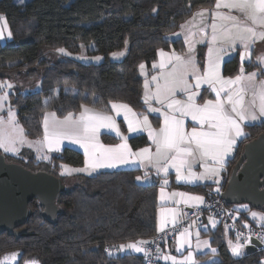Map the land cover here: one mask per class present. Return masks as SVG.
Instances as JSON below:
<instances>
[{
    "label": "trees",
    "instance_id": "1",
    "mask_svg": "<svg viewBox=\"0 0 264 264\" xmlns=\"http://www.w3.org/2000/svg\"><path fill=\"white\" fill-rule=\"evenodd\" d=\"M215 1L0 0V14L12 32L11 39L0 41V78L30 80L28 89L16 87L9 94L25 135L38 138L43 134L42 118L47 110L64 116L85 105L107 112L110 101H121L137 113L143 112L138 65L150 62L158 49L183 50L182 38L173 34L198 8L211 7ZM60 47L89 57L99 54L103 59L82 62L71 57L47 56V51ZM114 51L124 53L120 59H111L109 54ZM199 57L202 59V53ZM225 60L228 62L223 63V73L236 75L241 67L238 53L230 61ZM244 68L252 70L255 64L245 63ZM263 131L261 121L245 126L247 136L238 141L225 164L222 189L243 143ZM100 138L105 143L118 141L116 136L106 133L100 134ZM128 141L133 148L148 143L142 134L131 136ZM5 155L7 160L31 170H46L60 176L65 186L55 197V221L43 217V206L33 197L27 204L25 222L16 227H24L27 234L16 237L2 230L0 253L18 251L22 253L21 259H36L39 264H144L142 255L128 251L109 255L104 247L152 237L157 228L158 180L139 182L138 168L61 175L63 164L83 165L82 152L68 146L52 154L50 160H36L28 148L17 156ZM210 186L211 183H197L177 187L209 197L216 194ZM249 209L253 208L247 205L240 212L241 218L258 225L248 217ZM260 209L264 213V207ZM221 229L218 226L211 233L218 259L210 264H262L263 248L233 256L222 239Z\"/></svg>",
    "mask_w": 264,
    "mask_h": 264
},
{
    "label": "snow or ice",
    "instance_id": "2",
    "mask_svg": "<svg viewBox=\"0 0 264 264\" xmlns=\"http://www.w3.org/2000/svg\"><path fill=\"white\" fill-rule=\"evenodd\" d=\"M22 2V0H20ZM226 9L227 11H222ZM155 11V9H153ZM209 13L211 23H208ZM236 13V14H233ZM199 17V24L194 25L193 21ZM0 40L12 38V32L8 31L7 36L3 31L7 22L0 16ZM193 21L182 24L181 30L184 42L188 45L187 52L177 54L174 50L165 53L160 50V61L153 64V68H159V76L153 75L151 81L147 79L145 66L139 67L145 75L144 103L147 105L148 113H155L163 117V125L156 130L152 127L148 115L137 114L127 104L112 103L111 108L116 116L123 115L127 123V131L133 137L147 131L148 138L155 146V152L150 147H144L133 151L128 140L129 136L124 135L116 123L114 116L107 114L104 110L95 107L81 105L82 111L78 117L69 112L63 119H58L55 113H44L43 127L44 135L42 140L37 142L28 141L24 135V129L16 119V113L9 105L7 108V119L0 115V148L5 152L18 153L19 146L28 144L36 146L40 159L50 160L48 153L60 151L64 142L75 144L83 149L85 161L82 168H69L61 165L62 174L72 172H94L101 168H115L118 166L137 165L147 167L152 164L157 173L168 174L169 169H175L177 181L185 183H196L203 180H214L219 184L220 171L224 169L226 157L231 156L236 148L237 141L246 137L244 131L246 124L260 120L264 123V80L257 81V76L264 74V68L259 72L245 74L244 62H250L251 49L257 41L264 42V0H216L212 9H201L193 14ZM193 27L197 30L193 31ZM187 29V30H185ZM210 29V32L208 31ZM173 35L180 36L181 33ZM199 39H195V37ZM207 41V57L204 63L203 72L196 60V43L203 44ZM242 46L244 51L240 53L241 67L239 73L234 77L221 75V64L227 63L232 58L237 45ZM83 47V45H81ZM60 54L71 55L66 49L56 50ZM117 55V54H113ZM118 55H123L119 53ZM84 59V57H80ZM97 61L102 58L93 57ZM258 64L264 65V56L257 58ZM171 66V71H166V66ZM195 84L189 83V77ZM163 79V83L160 80ZM155 83V91H152L150 84ZM206 84L205 92L215 94L214 99H207L202 104L197 103V97L201 95L199 89ZM13 85L7 82H0V90L12 89ZM195 89V90H193ZM183 94L186 99H176L177 93ZM9 93L3 91L0 94V111H3L8 101ZM246 96H250L246 99ZM155 100L160 107H153ZM142 116V119L139 118ZM184 117H191L196 126L191 131L185 130ZM107 134H115L120 138L121 143L114 146H105L100 143L101 130ZM199 162L203 171L199 174L192 171L193 165ZM187 169V175L184 170ZM137 180L148 179L147 172L144 177H136ZM168 183L167 179L163 184ZM219 191V188L216 189ZM161 201H167L173 197H180L175 202L188 204L190 201L196 204L203 203V197L189 196L187 193L174 192L165 194L164 187H161ZM246 208L247 206H242ZM177 215L181 213L173 208H161V218L158 231L163 232L169 223V217L173 224ZM251 216L264 227V214L252 212ZM211 219V218H210ZM213 226H215L213 222ZM227 227V226H226ZM244 227H248L247 224ZM188 233L184 229L180 233V249L187 243L189 251L187 256L178 260L175 256L161 254L162 259L171 261L172 264H198L194 259L191 245L187 239H183ZM243 233L238 232L236 243L229 240L231 252L234 256L243 255L246 244H251V234L245 237V243H240ZM197 250L201 247H210L208 241L199 240V231L196 233ZM257 239L264 241V231L257 234ZM150 242L140 240L133 243L113 245L106 249L109 255L113 252H125L132 250L136 253H143L148 257L150 250L145 246ZM157 253H160L157 247ZM211 252H216L211 248ZM22 253L12 252L0 258V264H19L18 257ZM24 264H39L36 259L27 260ZM264 264V261H262Z\"/></svg>",
    "mask_w": 264,
    "mask_h": 264
},
{
    "label": "crops",
    "instance_id": "3",
    "mask_svg": "<svg viewBox=\"0 0 264 264\" xmlns=\"http://www.w3.org/2000/svg\"><path fill=\"white\" fill-rule=\"evenodd\" d=\"M215 3H216V1H215ZM215 3L211 7H201V8H198L194 13H196L197 11H200L201 9H212V8H214ZM222 11H227V10L226 9H222ZM193 14L189 18H187L182 24H185L187 21H193ZM233 14H236V13H233ZM199 20H200V18L199 17H196V19L193 21V24L194 25H198L199 24ZM208 23L209 24L211 23V15H210V13H209V18H208ZM185 30H187V29H185ZM192 30L193 31H196L197 29L195 27H193ZM208 31L210 32V29ZM176 33H181L180 37L182 38L183 43H184L183 50H177V49H173V48L162 49L165 53H171L173 50L177 54H184V53L187 52L188 45L184 42V37H183V33H182V30H181V27L178 29V31ZM195 39H199V37L197 36V37H195ZM207 47H208L207 46V41H205L203 44L196 43V45H195V49H196V52H195L196 60H197L199 66L201 68V72H203L204 63H205L206 57H207ZM160 50L161 49H158L156 51L155 56L153 57L152 60H150V62L144 63L145 66H146V68L144 69V71L147 73V79L149 81H151V77L153 75L159 76V74H160V71L161 70L158 67L155 68V69L153 68V64L154 63H158L160 61V59H161V57H160ZM242 51H244V49L242 48V46H240L238 44L236 46L235 51L234 52H231V56H233L235 53H238V58H239L240 64H241L240 53ZM199 53H202V59H200ZM81 54H83V53H81ZM260 56H264V42L257 41L255 43V45H253V47L251 49V57H250V63H254L255 64V68L252 69V70H246L244 68L245 69V74L251 73V72H259L261 68H264V65L258 64L257 58L260 57ZM227 58L228 57L225 56V59H227ZM245 63H249V61L246 60L244 62V64ZM141 64H143V62ZM165 70L166 71H171V66L170 65L169 66H166V69ZM238 73H239V71H238ZM221 75L224 76V77H234L235 76V75L234 76H229V75H225L223 73V63L221 64ZM140 76L142 78L141 90H142V97H143V100H144V92H145L144 83H145V77L142 76V72L140 73ZM256 79H257V81L264 80V74L258 75ZM160 82L163 83V79H161ZM189 83L190 84H193V85L195 84V81L191 78V76L189 77ZM150 88L152 89V91H155V83L154 82L152 84H150ZM206 88H208V86L206 84H202L201 85V87L199 89L201 95L197 97V103L202 104L207 99H214L215 98V94L214 93H210V92H207V93H209V95H206L205 96V93H203V91ZM193 90H195V89H193ZM249 98H250V96H246V99H249ZM176 99H178V100H185L186 97L183 94H180L178 92L177 95H176ZM112 103H123V104H127V103L121 102V101H110L109 102V111H107V114L114 116L115 119H116V123H117V125L120 128V131L124 135H127V136L131 137L132 134H129L128 131H127V123L124 121L123 115L116 116L115 111L112 110V108H111V104ZM128 106L133 110V108L130 105H128ZM152 106L153 107H160V105L155 100H153ZM146 109H147V105L145 104L144 111L141 112V113H143L145 115H148V118H149V121H150L152 127L154 129H156V130H159V128L163 125V117L162 116H158V114H155V113H148L146 111ZM81 111H82V108L78 112H74L73 113V116L74 117H78ZM133 111L136 112L135 110H133ZM141 113H137V114H141ZM60 117L62 118L64 116H60ZM139 118L142 119V116H140ZM119 121H121V123L123 124L124 130L121 129V125H120ZM258 121H260V120H257L255 122H258ZM184 122H185V130L186 131H191V128L193 126H196L195 125V122H193L191 120V117H184ZM255 122H253V123H255ZM246 125H248V124H246ZM245 126H244V131H245ZM102 133H106V131L102 129L100 134H102ZM43 135H44V127H43V134L40 137L35 138V140H38V139L39 140H42ZM111 135L116 136L114 133L111 134ZM142 135H145L147 137L148 143L146 145L133 148L130 145L129 141H128L130 147L132 148L133 151H138L139 149L144 148V147H150L151 148V151L154 153L155 152V146L152 144V141L148 138L147 131H144L142 133ZM117 138H118V141L115 142V143H105V142H103L101 140V138L99 136L100 143L101 144H104L105 146H114L116 144L121 143L120 138L119 137H117ZM242 138H240V139H242ZM238 141H237V143H238ZM26 146L28 147V149H31V151H33L34 156L36 157V160H41L39 158V154L36 151L35 144L32 147H29V145H26ZM65 146L73 147V148L78 149V150H80L82 152V154H83V165L80 166V167H76V168H82V167H84L85 156H84L83 149L80 146H78V145L70 144L68 142H64V143L61 144L60 150L63 149ZM56 152H58V151L50 152V153H48V155L51 156L52 154H54ZM232 154H231V156H232ZM231 156L226 157V162H227V160ZM132 168H138L140 170V174L138 175L139 177H144L145 173L147 172L148 179H146V180L145 179L139 180V182H141V183H150V182H152L154 180H158V181H161L162 182V185H158V188H157V201H158L159 207L157 209V228H156L155 231H157L158 228H159L160 218H161V208H173V209H177L181 213V215H177L176 222L175 223H180L183 220L182 212H183V210L185 208L191 207V206H197V205L200 206V205H203V203L205 201V196L203 194L197 193V192H193V191L185 190V189H183L181 187H177L178 185H194V184H197V183H201V184L211 183V186L210 187H211L213 193H219L222 190V188H221L222 187V183H223V181L225 179V176H226L225 167H224V169H222L220 171V175L218 177L219 184L215 183L214 180H203V181H198L196 183H185L183 181H177L175 169H171L170 168L168 174L165 175V173H163V172L157 173L156 168L152 164H149L147 167H141V166H137V165H128V166H118V167H115V168H101V169H97V170H117V169H132ZM192 171L193 172H196L197 174H199V173H201L203 171V168H202V166H200L199 162H197L196 164L193 165ZM184 174L185 175L188 174L187 173V169L184 170ZM63 175H65V174H63ZM68 175L69 174H67L66 176H68ZM165 179H167V181H168V183L166 185L163 184V181ZM162 186L164 187L165 194L170 195L171 193H174V192L187 193L189 196H199V197H203V203L196 204L195 202L190 201L188 204H184L181 201V203L177 204L175 201L176 200H179L180 197H173L170 200L161 201V199H160V195H161L160 190H161V187ZM217 188H219V191H216ZM244 205L247 206V204H240L239 205L242 208V210L243 209H247V207L246 208L242 207ZM253 209H256V208H253ZM250 210L251 209L248 210L247 215H248L249 218L253 219V217L249 213ZM255 211H258L259 213L263 214V212L261 211V209H257ZM169 221L172 222L171 221V217H169ZM254 221L255 222H258L257 220H254ZM213 222H214L215 226H213ZM218 226H221V228H222L221 229V231H222V234H221L222 239H223L224 243L227 245L230 253L232 254L231 247L229 245V240H231L233 243H236V236H234V235L231 234V232L228 229V226H227L226 222L220 221V220L214 218L213 216L207 215L206 216V219H205V221L203 223L196 224L193 220H190L183 227L182 230L177 231L174 234L173 239L169 242V251H166V249L161 248V250H160V257H161V254H164V255L175 256L178 260H182L185 256H187L188 251H189V245L187 243L180 249V251H177L176 249L179 247V239H182L180 237V233L183 232L184 229H188V233H190V235H186V237H184L183 239H187L189 241V243L191 245V251L193 252V255H194V259L198 262V264H210V263L216 261L218 259V248L212 242L211 233H213L215 231V229L218 228ZM197 231H199V240H200L201 244H202L203 241H208L210 247H201L199 250H197V238H196ZM240 243H244V242H242L240 240ZM211 248H215L216 249V252L214 254L211 252ZM261 248H263V250H264V244H262ZM243 253L245 254V247L243 249ZM158 264H172V262L171 261H165L164 259L160 258V261L158 262Z\"/></svg>",
    "mask_w": 264,
    "mask_h": 264
},
{
    "label": "water",
    "instance_id": "4",
    "mask_svg": "<svg viewBox=\"0 0 264 264\" xmlns=\"http://www.w3.org/2000/svg\"><path fill=\"white\" fill-rule=\"evenodd\" d=\"M64 186L60 176L9 161L0 151V232L6 230L16 237L27 234L24 227H16L25 222L27 204L33 197L43 206V217L55 221L58 210L55 197ZM219 196L226 203L264 207V131L243 143ZM251 241L245 245V254L262 246L256 237H251Z\"/></svg>",
    "mask_w": 264,
    "mask_h": 264
},
{
    "label": "built area",
    "instance_id": "5",
    "mask_svg": "<svg viewBox=\"0 0 264 264\" xmlns=\"http://www.w3.org/2000/svg\"><path fill=\"white\" fill-rule=\"evenodd\" d=\"M157 185H162L161 181L156 182ZM242 208L237 204H227L221 197L219 193L213 194L212 196L205 197L203 205L191 206L183 210L182 216L183 220L180 223L173 224L169 221L163 232L155 231L150 239L147 241H154V243H149L145 247L150 250L148 257H145L143 253H140L143 257L144 264H158L157 247L161 249L162 247L167 250L169 247V242L173 239L174 234L177 231L183 229V227L190 221L193 220L196 224H201L204 222L207 215L213 216L214 218L226 222L229 231L232 235L237 236V233H243L241 241L245 243V237L251 234V237H256L257 234L264 231V227L261 225L249 224L246 220L241 218L240 212ZM247 224L248 227H244ZM261 241V240H260ZM264 244V241H261ZM113 245L119 246L118 244H108L104 247L110 249ZM118 251L113 252L112 255L117 254Z\"/></svg>",
    "mask_w": 264,
    "mask_h": 264
},
{
    "label": "rangeland",
    "instance_id": "6",
    "mask_svg": "<svg viewBox=\"0 0 264 264\" xmlns=\"http://www.w3.org/2000/svg\"><path fill=\"white\" fill-rule=\"evenodd\" d=\"M14 1H16V2H19V3H22V2H24L25 0H22V2H20V0H14ZM0 16H3V15H1L0 14ZM4 17V16H3ZM4 20H5V18H4ZM4 23V21H0V24H3ZM3 31H4V33H5V36H7V32L9 31V28H8V26L6 27V28H4L3 29ZM11 39V38H10ZM6 40H8V39H3V40H0L1 42H5ZM60 48H63V47H60ZM57 49H59V48H57ZM57 49H55V50H49V51H47L46 53H47V56L49 57V58H51V59H54V57H60V56H64V57H71V58H75V59H79V60H81L82 62H90V61H93V62H99V61H101L102 59H103V57H102V55H99V54H94V55H91L90 57L88 56V55H82V54H79V53H73V52H70V51H68L67 49H66V51L68 52V53H71V55H65V54H60V53H58L56 50ZM65 49V48H64ZM119 53H124V51H114V52H112V53H110L109 54V56H110V58L111 59H120L121 57H122V55H118ZM113 54H117V55H113ZM97 56H99V57H101L102 59L101 60H99V61H97V60H95V59H92L93 57H97ZM80 57H84V59H81ZM142 63V62H141ZM140 63V64H141ZM144 63H146V62H143V65L145 66V64ZM140 64L138 65V73H139V75H140V73H141V69H140ZM145 68H146V66H145ZM142 76L143 77H145V75L142 73ZM146 78V77H145ZM0 82H7V83H11L12 85H13V88L12 89H2V90H0V94H3V91H7L9 94L11 93V91L13 90V89H15L16 87H22L24 90H26V89H28V87L26 86V85H28L29 83H30V80H26V79H24V77H20V78H18V79H16L15 77L14 78H12V77H4V78H0ZM37 87V85L36 86H34L33 88H36ZM11 106V108L15 111V113H16V108L11 104V102L9 101V95H8V101H7V103L5 104V107H4V109H3V111H0V115H2L4 118H5V120L7 119V108H8V106ZM47 113H54V112H52V111H50V110H47L46 111ZM45 112V113H46ZM67 115V114H66ZM66 115H64V116H66ZM56 117L58 118V119H63V117L61 118L60 116H57L56 115ZM16 119H17V115H16ZM42 119H44V115H43V118ZM17 121H18V119H17ZM18 123L20 124V126H22L21 125V123L18 121ZM42 124H43V121H42ZM23 127V126H22ZM24 129V128H23ZM24 135H25V129H24ZM25 137H26V139L28 140V141H31V142H37V141H40L39 139L38 140H35V138H29V137H27L26 135H25ZM26 145H28L27 143L26 144H24V145H22V146H19V152L18 153H12V152H5L2 148H0V151L1 152H3L4 154H8V155H12V156H17V155H19V153L21 152V151H23V148H28ZM44 160V159H43ZM235 163V162H234ZM64 165V164H63ZM69 168H76V167H73V166H70V165H67ZM36 170H39V169H36ZM230 172V171H229ZM75 173H80V172H72L70 175H72V174H75ZM90 174V173H88V172H82V174ZM92 173V172H91ZM60 174L61 175H63L62 174V169H61V167H60ZM229 174V173H228ZM65 175H67V174H65ZM227 177H228V175H227ZM255 210H257V209H252V210H250L249 211V213H250V215H251V213L252 212H256V213H258V214H261V213H259L258 211H255ZM264 214V213H263ZM55 215H56V213H55ZM206 219V218H205ZM205 221V220H204ZM258 223V225H261V223H259V222H257ZM262 226V225H261ZM150 239V238H149ZM145 240H148V239H145ZM137 241H140V240H137ZM133 242H136V241H130V242H127V243H133ZM127 243H125V244H127ZM163 248V247H162ZM258 249H260V248H258ZM257 249V250H258ZM161 250V249H160ZM126 251H128V252H131V253H135V254H139V255H141L140 253H136V252H134V251H132V250H126ZM166 251H169V247L167 248V250ZM119 252V251H118ZM107 253V252H106ZM144 261V260H143ZM160 261V253H159V255H158V262Z\"/></svg>",
    "mask_w": 264,
    "mask_h": 264
},
{
    "label": "flooded vegetation",
    "instance_id": "7",
    "mask_svg": "<svg viewBox=\"0 0 264 264\" xmlns=\"http://www.w3.org/2000/svg\"><path fill=\"white\" fill-rule=\"evenodd\" d=\"M56 204V203H55ZM12 252H18V251H9V252H2V253H0V258H3L4 256H5V254H8V253H12ZM20 253V252H19ZM19 259V264H23L25 261H27L28 259H25V260H23V259H21L20 257H18Z\"/></svg>",
    "mask_w": 264,
    "mask_h": 264
}]
</instances>
